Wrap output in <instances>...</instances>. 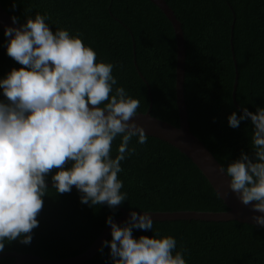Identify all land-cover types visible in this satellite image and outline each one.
<instances>
[{"label":"trees","instance_id":"16d2710c","mask_svg":"<svg viewBox=\"0 0 264 264\" xmlns=\"http://www.w3.org/2000/svg\"><path fill=\"white\" fill-rule=\"evenodd\" d=\"M182 23L186 40L185 99L193 134L221 165L252 155L251 119L238 128L228 117L237 109L233 102L236 57L239 71L237 103L256 112L264 108V0H165ZM20 24L37 13L50 17L51 29L67 28L80 34L97 52V62H115L113 75L140 100L139 113L180 126L176 98L177 42L172 24L149 0H0ZM232 36L234 53L232 52ZM0 29V79L23 67L7 55ZM135 46V51H134ZM135 52V53H134ZM135 59L137 67L135 65ZM141 74V75H140ZM145 79V81L143 80ZM151 94V97H150ZM0 100H6L0 89ZM121 142H113V157ZM136 152L122 161L119 174L128 193L120 207L126 212H225L223 200L195 164L171 145L149 137L146 144L133 138ZM68 164L66 167H70ZM58 169H53L55 174ZM47 178L49 195L37 217L32 242L6 244L4 253L34 255L51 261L78 257L87 252L122 211L106 204L81 203L76 188L58 194ZM153 231L173 235L190 251L188 264H264V228L236 221L154 222ZM152 230L133 235L153 237ZM112 236L108 239L111 240ZM15 259H0L14 264ZM84 264H113L110 247Z\"/></svg>","mask_w":264,"mask_h":264},{"label":"clouds","instance_id":"9594fccd","mask_svg":"<svg viewBox=\"0 0 264 264\" xmlns=\"http://www.w3.org/2000/svg\"><path fill=\"white\" fill-rule=\"evenodd\" d=\"M49 19L37 13L20 24L13 16L20 26L4 32L7 55L23 67L0 79L6 98L0 100V253L13 241L32 242L54 168L56 193H70L75 186L81 203L90 207L106 204L116 210L123 205L128 193L121 191V162L136 152L130 147L134 137L141 145L149 138L133 119L141 114L140 100L117 86V64L97 62V52L80 34L67 28L53 32ZM249 118L252 155L242 152L227 167L220 165V171L229 178V194L264 214V108L252 112L245 107L228 121L238 128ZM117 137L121 142L113 157ZM151 214L132 210L123 225L109 216L112 239L103 241L101 253L110 247L113 264H188L189 249L177 250L175 236L154 232ZM253 219L264 227V215ZM134 230H152L154 236L137 239Z\"/></svg>","mask_w":264,"mask_h":264},{"label":"water","instance_id":"95a60500","mask_svg":"<svg viewBox=\"0 0 264 264\" xmlns=\"http://www.w3.org/2000/svg\"><path fill=\"white\" fill-rule=\"evenodd\" d=\"M157 6L167 17L173 26L176 42H177V67H176V98L178 113L180 118V126L175 127L172 124L159 120L151 115V108L146 114H139L133 119L142 125L149 137L161 140L172 147L176 148L180 153L189 158L200 172L209 181L215 192L223 200L228 208L225 212H151L154 222H175V221H203V222H231L236 221L243 224H250L257 227H262L253 219L254 216L264 215L258 211H254L251 205H243L234 193H230L229 178L226 174L220 171V163L212 154V152L198 139L192 132L189 122L188 107L185 99V81H186V40L182 23L178 20L173 9L165 0H149ZM19 27V24H14L12 16L0 4V29L5 32L6 27ZM14 35V34H13ZM232 52L233 36H232ZM135 51V46H134ZM135 53V52H134ZM235 65V83L233 87V102L237 109L243 114V109L237 103V88L239 85L238 63L233 54ZM135 65L137 67L136 59ZM141 75V74H140ZM145 81V79L143 78ZM151 97V94H150ZM50 186V185H48ZM73 188H76L73 186ZM253 201L252 204H255ZM122 211V216L117 218L115 222L123 225L130 218V212H126L120 206H117ZM142 214V212H138ZM264 228V227H262ZM111 226L109 225L102 235L95 241L92 247L84 254L62 261L46 260L34 255H23L18 253L0 254V259L12 258L15 259L14 264H84L90 261L100 251L103 241L111 237Z\"/></svg>","mask_w":264,"mask_h":264}]
</instances>
